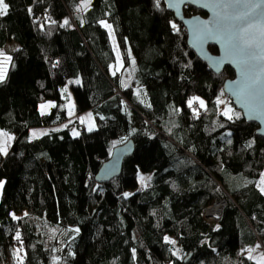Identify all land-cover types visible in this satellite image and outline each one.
Segmentation results:
<instances>
[{"label":"trees","instance_id":"1","mask_svg":"<svg viewBox=\"0 0 264 264\" xmlns=\"http://www.w3.org/2000/svg\"><path fill=\"white\" fill-rule=\"evenodd\" d=\"M6 3L0 48L18 47L0 82V128L14 134L0 153V264H264L247 254L260 244L264 257V137L222 90L233 69H208L164 0ZM104 20L119 71L110 70ZM194 97L204 107H190ZM222 98L231 119L219 112ZM48 99L55 107L42 113ZM86 110L95 127L74 135ZM33 128L47 134L30 137ZM129 138L134 151L121 174L98 183V168ZM141 172L148 184L138 188ZM220 199L219 218L207 220L205 207Z\"/></svg>","mask_w":264,"mask_h":264},{"label":"snow or ice","instance_id":"2","mask_svg":"<svg viewBox=\"0 0 264 264\" xmlns=\"http://www.w3.org/2000/svg\"><path fill=\"white\" fill-rule=\"evenodd\" d=\"M159 5V0H157ZM213 8L215 21L203 22L204 28L201 29L197 34V39L209 38L218 36L225 45V56L233 60L239 67L242 77V86L237 89L234 93L242 106L246 107L250 114H259L264 112V81L260 79V76L256 74V62L264 61V0H215L211 5ZM9 9L6 0H0V16L6 15ZM68 21H65L67 24ZM104 27L111 29V25L101 21ZM212 24V27H209ZM173 27L176 26L173 24ZM259 50L257 52L256 50ZM0 58L4 61H10L11 57L6 56L0 51ZM260 72H264V66L260 67ZM115 74V73H113ZM6 71L3 67V63L0 62V82L5 79ZM79 83V81H76ZM67 91V89H64ZM198 98L190 100L189 106ZM200 106L204 107V101H199ZM217 103H223L218 100ZM55 107L54 104L41 105L42 109ZM232 111L231 108L227 109L223 114L228 116L229 119L232 117L229 113ZM91 120V114L88 116ZM81 122H84V118L81 117ZM91 126L89 131H91ZM41 134H47L41 133ZM74 135H78L74 131ZM38 135L33 133V136ZM0 137H6L7 139L0 142V153L6 154L7 152V141L11 140L12 137L7 133L0 132ZM143 179V178H142ZM148 179H151L149 177ZM261 185H264V174L260 181ZM3 187V183L0 182V188ZM261 191L264 192V187H261ZM128 196L129 193H125ZM27 215V213L25 214ZM15 218V217H14ZM17 239H20L17 234ZM165 240H168L165 237ZM174 243V241H169ZM249 259H252L249 256ZM264 260V257H261Z\"/></svg>","mask_w":264,"mask_h":264},{"label":"water","instance_id":"3","mask_svg":"<svg viewBox=\"0 0 264 264\" xmlns=\"http://www.w3.org/2000/svg\"><path fill=\"white\" fill-rule=\"evenodd\" d=\"M214 2L215 0H164L166 9L171 11L174 17L185 27L188 47L195 52L200 60L206 63L208 69L216 75H219L227 66L233 69V77L224 80L222 90L229 97L232 105L241 112L246 121L255 122L258 125L255 131L256 134L264 137V112L250 114L248 109L242 106L234 94L242 86L240 67L233 60L226 58L225 45L222 40L218 36L197 39L198 32L204 28L203 22H211L216 19L211 6ZM185 6H193L203 14L198 12L186 15L184 13ZM261 23H264V21H261ZM212 26V24H209V27ZM210 45H214L217 51H211L209 49ZM256 51L259 52L258 49ZM256 65V74L264 81V72H260L259 70L261 66H264V61H257ZM133 151L134 141L131 138L115 145L111 150L109 158L96 171L94 179L98 183H104L119 176L122 171L124 158L130 156Z\"/></svg>","mask_w":264,"mask_h":264},{"label":"rangeland","instance_id":"4","mask_svg":"<svg viewBox=\"0 0 264 264\" xmlns=\"http://www.w3.org/2000/svg\"><path fill=\"white\" fill-rule=\"evenodd\" d=\"M103 22H105V23L108 24V25H111V23L107 22L106 20H104ZM106 29H107V31H108L109 38H110V42H111V45H112L113 50H114V53H115V61L112 63V65H111V67H110V70H111V72L119 71L120 68H121V66H122V63H123V61H122V57H121V52H120V50H119V47H118V44H117V40H116V36H115L114 31H113L112 25H111V29H109V28H106ZM13 43L16 44L15 41L10 42V43L7 44L5 47L0 48V49H1L0 51H2L6 56L10 57V56H9V55H10L9 53L12 52V48H13V46L15 45V44H13ZM0 62H2L3 64H8V61H4L3 58H0ZM4 68H5V66H4ZM68 93H72L71 90H70L69 88H68L67 91H64V89L62 90V97H63V99H64V100H63V105H64V107H65L67 117L69 118V120H71V118H75V115L77 114V111H76V109H75L74 97H73V98H68ZM71 95H73V94H71ZM197 100L200 101V100H203V99L198 97ZM218 100L223 101V103H218L219 112L223 114L227 109L231 108L232 111L229 113V115L232 117V116L234 115V108L232 107V105L230 104V102L227 101V99H225V98L218 99ZM218 100H217V101H218ZM203 101H204V100H203ZM52 102H54V100H52V99H48V100L42 102V103L40 104V109H41L42 111H46L47 108H46V109H42V108H41V105L52 104ZM204 104H205V101H204ZM199 105H200V103H199ZM48 110H49V109H48ZM89 113L91 114V120H89V118H88ZM223 115H224V114H223ZM225 116H226V115H225ZM81 117L84 118V122H83V124H84L88 129H89L90 126H91V128H94V127H95V121H94L93 113H92L91 110H86V111H84V112H82V113H79V114H78V117H77L78 120L81 121V119H80ZM227 117H228V116H227ZM43 131H44V128H40V129H39V128H33V129L30 130V137H35V136H33V133H34V132L37 133V134L39 135V134H41ZM74 131H75L76 133H78L80 130H79L77 127H75V128H73V132H74ZM36 136H37V135H36ZM262 174H264V170H263ZM262 174H261L259 180L257 181V185H258L259 188L264 187V185H261V184H260V181H261V179H262ZM147 175H149V173H144V172H141V173H140V175H139V186H138V188H143L144 186H146V185L148 184V182H147V180H146V179H147ZM142 178H143V179H142ZM0 182L3 183V180L0 179ZM1 190H2V188H0V194H1ZM216 204H217V205H216ZM210 205H211V204H210ZM215 205H216V206H215ZM211 206H212V205H211ZM211 206L208 205V206L206 207V212H207V210L209 209V207H211ZM213 206H215V208L211 209V211L214 212L216 209H218V206H219V205H218V203L216 202V203L213 204ZM206 219L209 220V221H214V218L212 219V218H208V217H207ZM215 220H217V218H216ZM261 250H262L261 245H260V244H257L254 248H250V249H248V250H247V254H249V255H250L251 257H253V258H256V259L260 258V259H261V257H262V256H261V253H263V251L261 252ZM17 255H18L19 257H21V256H22V253L19 252V251H17ZM21 258H22V257H21ZM258 261H263V260L261 259V260H258Z\"/></svg>","mask_w":264,"mask_h":264},{"label":"built area","instance_id":"5","mask_svg":"<svg viewBox=\"0 0 264 264\" xmlns=\"http://www.w3.org/2000/svg\"><path fill=\"white\" fill-rule=\"evenodd\" d=\"M195 105V104H194ZM196 106V105H195ZM78 127H79V129L80 130H83V129H85V127H84V125H82V124H78ZM218 203V205H219V208L218 209H216L214 212H212L211 214H209V212H210V210L211 209H213V208H215V206L217 205H215V206H213V204L214 203ZM216 202H214L213 204H211V205H209V206H211V207H209V209L207 210V212H206V207H205V210H204V217L205 218H214V220L217 218H219V216H220V213H221V209L224 207V205L226 204V201L224 200V199H220L219 201H216Z\"/></svg>","mask_w":264,"mask_h":264},{"label":"crops","instance_id":"6","mask_svg":"<svg viewBox=\"0 0 264 264\" xmlns=\"http://www.w3.org/2000/svg\"><path fill=\"white\" fill-rule=\"evenodd\" d=\"M10 42H13V41H10ZM10 42H8V43H6L3 47H5L7 44H9ZM13 44H15V43H13ZM18 47V44L16 43L14 46H13V48H12V51L15 49V48H17ZM11 53V52H10ZM9 53V54H10ZM5 66V70H6V67H7V64H3V67ZM72 93H68V98H73V95H71ZM52 104H54V102H52ZM51 108V107H50ZM50 108H47V110L46 111H42L41 109H40V105H39V110L42 112V113H44V112H47L48 111V109H50ZM0 132H4V133H7L9 136H11L12 137V139L11 140H8L7 141V150L9 149V147H10V145H11V143H12V140H13V138H14V134H12V133H10V132H8V131H5V130H3V129H1L0 128ZM7 138L6 137H0V142H3L4 140H6ZM257 187H258V185H257ZM259 188V187H258ZM260 190H261V188H259ZM262 192V191H261ZM264 193V192H263Z\"/></svg>","mask_w":264,"mask_h":264},{"label":"bare ground","instance_id":"7","mask_svg":"<svg viewBox=\"0 0 264 264\" xmlns=\"http://www.w3.org/2000/svg\"><path fill=\"white\" fill-rule=\"evenodd\" d=\"M218 208H219V206H218ZM212 212H213V211L210 210L209 214H211Z\"/></svg>","mask_w":264,"mask_h":264}]
</instances>
